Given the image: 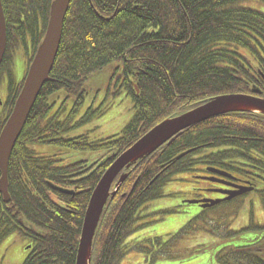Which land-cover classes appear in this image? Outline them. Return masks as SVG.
I'll use <instances>...</instances> for the list:
<instances>
[{
	"label": "trees",
	"instance_id": "obj_1",
	"mask_svg": "<svg viewBox=\"0 0 264 264\" xmlns=\"http://www.w3.org/2000/svg\"><path fill=\"white\" fill-rule=\"evenodd\" d=\"M52 1L1 0L7 35L3 64L10 44L31 62ZM104 69L105 91L114 88L130 97L132 119L107 138L93 140L87 132L68 136L72 127L102 114V107L88 106L76 118L88 80ZM49 77L8 160L9 201L0 194V238L15 233L31 243L21 264H75L92 190L112 161L155 124L216 95L248 94L257 87L264 98V0H70ZM23 79L9 87L10 108L0 131ZM57 91L72 101L66 113L64 100L52 112L49 97ZM73 118L76 125L70 126ZM228 164L256 178L264 210L263 114L208 119L132 165L106 203L90 264H119L121 243L139 229L141 206L161 197L175 174ZM249 229L261 234L243 237ZM232 238L237 241L221 248L218 262L264 264V225L251 222L228 241Z\"/></svg>",
	"mask_w": 264,
	"mask_h": 264
},
{
	"label": "rangeland",
	"instance_id": "obj_2",
	"mask_svg": "<svg viewBox=\"0 0 264 264\" xmlns=\"http://www.w3.org/2000/svg\"><path fill=\"white\" fill-rule=\"evenodd\" d=\"M7 52L5 64L0 70L3 94L8 90L9 83L5 71L11 68L13 78L17 81L27 68L21 47L10 44ZM108 76V70L104 69L88 80L87 92L76 118L88 106L99 105L102 114L79 126L75 124V118L71 119L69 125L76 127L67 132L68 136L87 132L93 140L107 138L122 131L130 122L133 116L132 101L124 92L115 93L114 88L105 91ZM64 96L63 91L50 95L49 101L54 102L52 112L57 111L63 100L65 107L62 114L69 110L72 101L66 100ZM63 116L58 117V120L62 121L66 117ZM190 185L192 182L187 173L175 174L171 181L163 185L161 197L141 206L144 208L136 223L139 229L121 243L123 255L119 264H222L218 262V258L221 259V248L229 242L237 241L235 238L228 241L232 232L247 227L251 222L256 226L264 225L263 205L254 194L244 197L246 201L241 203L232 202L202 210L197 204L185 202L193 199L186 192ZM191 193L197 192L194 189ZM249 199L251 202H248ZM249 230L243 233V237L261 234L259 230ZM26 244L28 241L15 233L3 235L0 238V264H20L26 255ZM143 248H146L147 256L152 254L150 258L143 255Z\"/></svg>",
	"mask_w": 264,
	"mask_h": 264
},
{
	"label": "water",
	"instance_id": "obj_3",
	"mask_svg": "<svg viewBox=\"0 0 264 264\" xmlns=\"http://www.w3.org/2000/svg\"><path fill=\"white\" fill-rule=\"evenodd\" d=\"M69 3L70 0L52 1L44 37L28 67L12 111L0 131V193L4 201L10 199L7 177L8 160L36 97L44 83L52 80L49 73L57 55L62 24ZM5 46L6 23L0 0V65L5 53ZM252 91L261 93L257 87H254ZM233 112L264 115V98L243 93H228L211 97L194 108L160 121L121 152L103 173L90 195L83 217L75 264H90L93 239L97 232L98 223L108 198L114 196L127 176V173L123 172L124 170L130 169L132 165L154 152L164 143L172 142L185 129L210 118ZM180 156L182 154L177 158ZM118 175L119 178L113 186L114 189L110 191ZM51 186L53 189L69 193V191L55 185ZM199 202H202L201 207H207L213 206L218 200L191 201V203Z\"/></svg>",
	"mask_w": 264,
	"mask_h": 264
},
{
	"label": "flooded vegetation",
	"instance_id": "obj_4",
	"mask_svg": "<svg viewBox=\"0 0 264 264\" xmlns=\"http://www.w3.org/2000/svg\"><path fill=\"white\" fill-rule=\"evenodd\" d=\"M5 74H7L6 77L9 83L8 90H4V94L3 84L0 83V120L5 117L10 108V99L8 97L9 87L11 83L15 84L19 81H16L13 76H10L8 71H5ZM0 82H2L1 79ZM233 166L235 165L233 164ZM233 166L228 164L225 167L217 168L219 171H207L202 169L201 173H193V171L188 172V177L192 185H190L186 192L190 193V197L193 198L191 200H218V203L213 207L222 204H231L232 202H244L246 201L244 197L250 194H254L256 197H259L260 200L258 185L255 181L256 178L251 174L246 175L242 173V171L246 170L241 166L236 165L235 167H238L237 169H234ZM254 173L257 174L256 172ZM194 189L197 193H191ZM187 201L188 200L185 202ZM248 202H251V199H249Z\"/></svg>",
	"mask_w": 264,
	"mask_h": 264
},
{
	"label": "bare ground",
	"instance_id": "obj_5",
	"mask_svg": "<svg viewBox=\"0 0 264 264\" xmlns=\"http://www.w3.org/2000/svg\"><path fill=\"white\" fill-rule=\"evenodd\" d=\"M49 17V16H48ZM47 22H48V20H47Z\"/></svg>",
	"mask_w": 264,
	"mask_h": 264
}]
</instances>
